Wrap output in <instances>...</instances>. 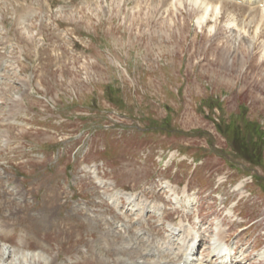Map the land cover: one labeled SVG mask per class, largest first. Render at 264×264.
I'll return each instance as SVG.
<instances>
[{"label": "rangeland", "instance_id": "obj_1", "mask_svg": "<svg viewBox=\"0 0 264 264\" xmlns=\"http://www.w3.org/2000/svg\"><path fill=\"white\" fill-rule=\"evenodd\" d=\"M0 97V264H264V0H0Z\"/></svg>", "mask_w": 264, "mask_h": 264}, {"label": "bare ground", "instance_id": "obj_2", "mask_svg": "<svg viewBox=\"0 0 264 264\" xmlns=\"http://www.w3.org/2000/svg\"><path fill=\"white\" fill-rule=\"evenodd\" d=\"M219 7V6H218ZM217 7V10L219 11V8ZM20 17V16H19ZM20 20V19H19ZM21 20H22V18H21ZM16 21V20H15ZM16 37V36H15ZM15 98V97H14ZM0 99H1V97H0ZM21 98L19 97V98H17V102H16V104H15V106L16 107H18L19 106V109H20V107H21V101L23 100V99H21ZM1 105V104H0ZM191 230V229H190ZM223 232V231H222ZM217 236H221V237H223L222 236V233H218V235ZM198 239H199V236H198V234L196 233V232H194V238L192 239L193 241L192 242H190V243H192L190 246H189V248H188V251H187V256L189 257V255H193V254H195L194 253V248H195V245H196V243H197V241H198ZM217 240H215L217 243H218V245H219V253H220V255H221V253H227L228 254V252L229 251H231L226 245H225V243L223 242V240L219 237V238H216ZM215 248V247H214ZM195 250H196V248H195ZM222 256V255H221ZM229 258V255L228 256H226L224 259H228ZM190 259V258H189ZM179 263H181V261H178ZM161 264H165V262H161ZM187 264H189V263H187Z\"/></svg>", "mask_w": 264, "mask_h": 264}, {"label": "trees", "instance_id": "obj_3", "mask_svg": "<svg viewBox=\"0 0 264 264\" xmlns=\"http://www.w3.org/2000/svg\"><path fill=\"white\" fill-rule=\"evenodd\" d=\"M256 128H254L252 131H253V134H255V137L252 138V140H250V146L252 149L255 148L256 144L259 143V138L256 137L257 135V130H255ZM225 133L227 134H230L231 132L227 131V129L225 130ZM236 134H237V131H236ZM231 135V134H230Z\"/></svg>", "mask_w": 264, "mask_h": 264}]
</instances>
